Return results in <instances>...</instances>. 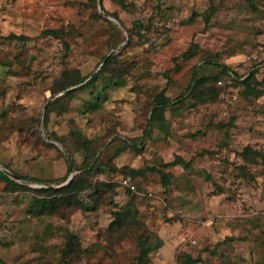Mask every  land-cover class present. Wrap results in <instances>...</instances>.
<instances>
[{
  "label": "rangeland",
  "instance_id": "rangeland-1",
  "mask_svg": "<svg viewBox=\"0 0 264 264\" xmlns=\"http://www.w3.org/2000/svg\"><path fill=\"white\" fill-rule=\"evenodd\" d=\"M0 174V264H264V0H0Z\"/></svg>",
  "mask_w": 264,
  "mask_h": 264
},
{
  "label": "trees",
  "instance_id": "trees-1",
  "mask_svg": "<svg viewBox=\"0 0 264 264\" xmlns=\"http://www.w3.org/2000/svg\"><path fill=\"white\" fill-rule=\"evenodd\" d=\"M94 1H96V0H94ZM112 15L115 18L117 17V15L114 14V13ZM135 24L136 25H140V22L139 21H135ZM45 33L46 34H62V33H64V30L61 29V28L60 29L51 28V29L45 30ZM5 37H7L9 39H16V40H28L29 39V36H27L25 34H9V35H7ZM112 59H113V54L103 56L102 59H101V62H102L101 68L97 72H95V74L90 78L89 81L94 79L100 73V71L102 69H105L106 67H108V65H110V62H111ZM222 67H223V69H226L225 65H223ZM194 73H195L194 74V77H195L196 74H197V68H196ZM83 80H84L83 77H80L79 75H76V77H74L72 80H69L65 84L61 85L58 88V91L64 90V89H66V88H68V87H70L72 85H77L78 83L82 82ZM168 102H169L168 98H162V100H159V101L156 102V106L155 107H162L163 103L167 104ZM49 107H50V103H47V105L45 107V114H44L43 122L45 121L46 113H47ZM146 133H148V132L146 131ZM66 160H67V163H68V171L70 172L72 170V159L70 157H66ZM176 163H178V162L177 161H172V162L165 163L164 165H172V164H176ZM128 169H129V172L123 174L122 176H125V175H130L131 176L132 182L136 186V191H133V190L123 186L121 183H119V187L123 190V192H128V193H131V194H137V191L140 190V189L138 188L137 181H136L134 175L145 174L147 171L159 172L161 174L163 184L166 185V184L169 183V179L167 178V175H168L167 173L168 172L164 171V170L160 171L156 167L147 166V167H144V168H134V167H130L129 166ZM88 172L89 171H87V173ZM0 175H2V174H0ZM3 177L6 180L11 181V179L9 177H7L5 175ZM88 182H89L88 178L84 174V175H79L78 178L73 177L68 182V184H66L64 186H61L60 188H57V189H45V191H47V193H45L46 196L37 200V207L38 208H42L44 210H46V209H54V208H56L58 203H60L62 201V195L68 196V195L83 191L85 189H88V188H90L92 186L91 183L90 182L88 183ZM143 191H146V190H143ZM53 192L56 193L55 196H51L53 194ZM119 209H121V208H119ZM117 212L118 211H116L115 214H117ZM161 243H162L161 240H157V242H155L153 245L148 246L146 244V242H140L139 243L140 253H139V256H138L137 264L142 263L146 259L149 251L151 249L159 247L161 245ZM192 262H193L192 257L188 255L184 260H182L181 264H192Z\"/></svg>",
  "mask_w": 264,
  "mask_h": 264
},
{
  "label": "built area",
  "instance_id": "built-area-1",
  "mask_svg": "<svg viewBox=\"0 0 264 264\" xmlns=\"http://www.w3.org/2000/svg\"><path fill=\"white\" fill-rule=\"evenodd\" d=\"M120 183H121L123 186H125V187H127V188H129V189H131V190H133V191H136V186H135L134 183L132 182V178H131L130 175L122 176V177L120 178Z\"/></svg>",
  "mask_w": 264,
  "mask_h": 264
},
{
  "label": "water",
  "instance_id": "water-1",
  "mask_svg": "<svg viewBox=\"0 0 264 264\" xmlns=\"http://www.w3.org/2000/svg\"><path fill=\"white\" fill-rule=\"evenodd\" d=\"M99 4H100V0H99Z\"/></svg>",
  "mask_w": 264,
  "mask_h": 264
}]
</instances>
